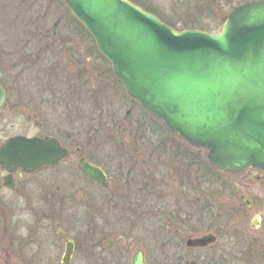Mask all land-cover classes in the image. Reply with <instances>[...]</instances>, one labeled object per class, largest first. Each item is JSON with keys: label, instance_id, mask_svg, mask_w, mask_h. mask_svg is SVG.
I'll use <instances>...</instances> for the list:
<instances>
[{"label": "rangeland", "instance_id": "374dc122", "mask_svg": "<svg viewBox=\"0 0 264 264\" xmlns=\"http://www.w3.org/2000/svg\"><path fill=\"white\" fill-rule=\"evenodd\" d=\"M137 1L165 19L176 20L173 22L176 28L182 27V19L186 16L194 17L189 11L198 1L212 3L209 10L196 14L202 16L201 21L208 29L203 30L212 32L220 28L233 6L248 0ZM39 3L42 14L37 15L39 10L34 9L30 0L20 5L14 0H0V76L13 93V101L17 89L25 90V95L30 98L36 96L32 93L36 94L38 89L48 88L52 98L63 96L68 99L69 109L58 111L55 101L40 104V100L36 107L27 110L19 104L11 105V109L3 108L0 112V143L8 136L23 133L53 136L71 149L81 146L87 160L107 167L111 172L113 179H109L108 184L111 189L117 187L119 198L114 209L103 208L100 216L95 215L94 208L73 211L56 205L54 230L48 233L43 224L38 223L36 242L19 251L10 248L13 245L4 246L6 240L0 241V264H60L63 238L58 240L57 227L65 229L66 236L75 242L71 264H102L103 258L115 259L117 256L123 257L125 264H131V255L137 248L145 254L147 264H179L174 253H180L182 259L189 261L192 253L184 244L185 238L182 242L174 239L178 232L175 222L166 223L170 219L167 215L148 218L142 214V193L137 194L138 189L122 188L142 185L147 171L152 178L155 176L160 183L164 182L167 189H183L182 192L191 188L210 189L212 201L217 202L219 208L223 202H242V198H251L258 207L264 202V189L258 181L240 172H209L207 165L202 166L207 163L205 150L196 151L186 146L135 104L93 40L75 25L64 6L56 0ZM37 17L41 18L39 22ZM51 75L54 76L51 78ZM63 90L66 95L60 93ZM29 115H32L31 120ZM180 151L196 153L183 155ZM192 159L202 163H197L198 171L187 169L188 161ZM77 162L78 159L71 156L61 167L45 168L37 173V180L43 181L55 193L64 188L77 199L84 190L92 195L98 188L85 185ZM58 174H63L64 178ZM73 174L79 177L74 188L67 180H75ZM1 175L0 171V178ZM132 191L133 197L130 196ZM168 209L173 211L171 201ZM21 219L26 223L20 229L22 237L34 226L28 216H21ZM29 236L35 238L32 233ZM103 237L105 239L101 240ZM110 239L112 246L107 250ZM179 243L181 250L176 249ZM100 246L106 249L102 256L97 254ZM216 248L211 247L208 252L211 254ZM167 257L168 260L176 259L168 261Z\"/></svg>", "mask_w": 264, "mask_h": 264}, {"label": "water", "instance_id": "95a60500", "mask_svg": "<svg viewBox=\"0 0 264 264\" xmlns=\"http://www.w3.org/2000/svg\"><path fill=\"white\" fill-rule=\"evenodd\" d=\"M93 37L126 94L186 143L204 149L217 170L264 171V0H248L227 13L214 32L177 30L130 0H63ZM5 91L0 83V107ZM54 137L17 135L0 145V166L33 172L67 155ZM79 170L105 184L99 166ZM214 236L189 238L205 246ZM73 243L60 258L69 264ZM131 264H146L137 248ZM191 264H197L191 262Z\"/></svg>", "mask_w": 264, "mask_h": 264}, {"label": "flooded vegetation", "instance_id": "af4514ba", "mask_svg": "<svg viewBox=\"0 0 264 264\" xmlns=\"http://www.w3.org/2000/svg\"><path fill=\"white\" fill-rule=\"evenodd\" d=\"M53 76L54 75H51L50 77L52 78ZM0 83L5 90V100L0 112L3 108L11 109V105L16 107V104H19L22 109H31L32 106L36 107L38 104L37 100L41 101L40 104L52 103L55 101V109H58V111L60 109H69L68 99L63 96H53L52 98L51 91H49L50 89L48 90V88L38 89L36 94L32 93L36 96L30 98L25 95V90L17 89L15 100L13 101L11 99L14 95L13 93L11 94L2 76H0ZM46 86L49 87L48 85ZM60 93L66 95L65 90ZM28 118H32V115H29ZM16 135L42 138L50 137L47 135L40 136L37 134L27 135L17 133L7 138ZM58 140L63 147L67 148L68 153L62 161L60 160L56 164L41 166L33 172H25L21 169H16L9 173L0 167V171L2 172L0 178V220H2L0 222V241L6 240L7 244L5 243L4 246L13 245L10 248L14 247L13 250L16 249L20 251V248L27 247L28 244L36 242L35 235L37 234L38 223L43 224L45 231L48 233L54 230V223L57 220V214H55L56 212L54 211L56 205H60L61 208L66 207L73 211L76 209L85 210L87 208H94L96 210L94 211L96 212L95 215L97 216L102 214L101 211L103 208L111 211L110 209L116 207L119 193L117 187L111 189L108 184V180L113 179L108 168L100 164H95L89 159L87 160L82 153V150H84L83 147L81 148V146H78L76 149H71L67 144L60 141V139ZM79 145L81 144L79 143ZM71 156L78 159V170L81 160L88 161L104 170L106 175V180H104L105 184L93 181L80 172V176H82V181L85 185H94L98 188L94 194L89 195V193L84 190V192H81L79 199H77L74 193H70L68 189L63 188L60 193H55L53 189H49L48 185L44 184L43 181L37 180V173L42 172L45 168L61 167L64 161ZM240 173L247 175L251 180L258 181L261 184V189H264V172L262 170L248 168ZM118 174H121L119 170ZM146 174L142 185L135 187L124 186L122 188L124 190L138 189L136 193H142V214L148 216V218L157 219L167 215V219L170 218L171 220L169 219L166 223L171 221L175 222L178 232L176 234L177 237L174 239L182 242L185 238L184 244L192 253V255H190L191 258L188 259L189 261L182 259L180 253H174L179 264H191V262H196L197 264H264V202L258 207L251 198H242V202H223L220 205L221 208H219L218 203L212 201L209 193L210 189L208 188L185 189L188 192H182L183 189L177 188L167 189L166 186H164V182L160 183L155 176L152 178L148 174V171ZM58 175V177L64 178L63 174ZM73 178L75 180L68 178L67 180H69L68 184L74 188L79 182V180L77 181L79 177L73 174ZM34 184H37V186H35L36 189L33 187ZM179 186L178 188H180ZM37 189H39L38 193H36ZM56 189L60 188L57 187ZM130 196L133 197V191L130 192ZM170 201L172 202L173 211L168 209ZM21 216H28L32 222V226H34L31 228V232L27 231V234L24 233L22 237L20 236V229H22V225L26 223H24V219H21ZM39 218L40 220L38 221ZM12 227L14 232H12ZM56 230L58 233V240L63 238V251L64 244L67 240H71L73 243V251L70 259L71 264L75 251V242L73 239L66 236L65 229L57 227ZM31 233L34 234V239L29 236ZM204 235H212L215 239L205 246L190 248L187 246L186 241L189 238H198ZM27 237H31L29 242H25L27 241ZM104 239L103 237L101 240ZM111 242V239L107 241V250L111 249ZM214 246H217V248L210 254L208 250ZM30 247L31 246H29V248ZM101 247L102 246H100L99 252H97L99 256H102L106 250ZM181 248L179 243L176 249L181 250Z\"/></svg>", "mask_w": 264, "mask_h": 264}, {"label": "trees", "instance_id": "16d2710c", "mask_svg": "<svg viewBox=\"0 0 264 264\" xmlns=\"http://www.w3.org/2000/svg\"><path fill=\"white\" fill-rule=\"evenodd\" d=\"M41 1H43V0H30V2L33 4V7H34V5H35V8L34 9H37V11H38V13H36L37 15H39V14H42L41 13V9H39V8H41L40 6H41V3H39V2H41ZM131 1H133V2H135L136 4H138V3H140L139 1H137V0H131ZM56 2L59 4V5H61V6H65L64 5V3H63V1L62 0H56ZM207 2V1H206ZM206 2H197L196 3V6H194L195 8L193 9V10H191V11H189V12H191L192 13V15L194 16V17H192V16H186L185 18H183L182 19V27H180V28H176V26H175V23H173V22H175L174 20H172V19H165V18H163L159 13H157V11H155L154 9L152 10V8H150V7H147V6H143V5H141V4H138V5H140V6H142L144 9H146V10H148V11H151V12H153V13H155L159 18H161L162 19V21H164L166 24H169L171 27H173V28H175V29H178V30H181V29H185V28H188V29H194V28H197V29H207V27H205L204 25H203V23H202V16L200 17L199 15H196V14H201V13H203L204 12V10H209V8H211V5H212V3H206ZM210 2H213V1H210ZM14 3H16V4H18V5H20V4H24L25 3V0H14ZM32 9V8H31ZM33 15V14H32ZM196 15V16H195ZM36 20L39 22L40 20H41V18H39V17H37L36 18ZM74 20V19H73ZM74 22H75V25H77L82 31H84L87 35H88V37H90V35L84 30V28L82 27V25L80 24V23H78L77 21H76V19L74 20ZM40 24V23H39ZM38 28H41V27H38ZM208 30V29H207ZM45 33H47L46 31H44V34ZM91 38V37H90ZM92 39V38H91ZM135 103V102H134ZM136 104V103H135ZM139 106V105H138ZM146 114H148V113H146ZM148 116L149 117H153V116H151L150 114H148ZM153 120L154 121H156V122H159L160 124H161V126L164 128V126L162 125V123L160 122V121H158L157 119H155L154 117H153ZM165 129V128H164ZM170 133V132H169ZM171 135H173L172 133H170ZM173 136H175V135H173ZM175 137H177L180 141H182L178 136H175ZM183 142V141H182ZM186 144V143H185ZM186 146H188V145H186ZM190 147V146H189ZM191 148H193V147H191ZM184 150H186V151H189V150H187V149H185L184 148ZM180 153H183V155H187L186 153H190L191 155H194L196 152H194V153H192V152H182V151H180ZM188 161V160H187ZM200 165V164H202L201 162H198V160L196 161L195 159H192V161H188V167H187V169L188 170H190V172H191V169H194L195 171H198V169H197V165L198 164ZM206 165L209 167L208 168V170H209V172H215V173H217V172H219V171H217V170H215L213 167H211L210 165H208V163H205L204 165H202V166H204V167H206ZM200 167V166H199ZM207 170V171H208ZM104 259V260H103ZM102 259V264H125V262H124V258L123 257H121V256H117V258H108V259H105V258H103ZM169 259V257H167V259L166 260H168ZM174 259H176L175 257H173V258H170V260H168V261H174ZM176 261V260H175ZM166 263H167V261H166ZM184 264H187V263H184Z\"/></svg>", "mask_w": 264, "mask_h": 264}]
</instances>
